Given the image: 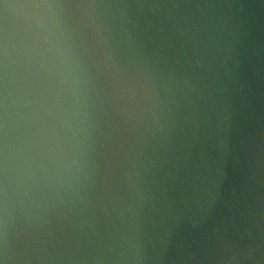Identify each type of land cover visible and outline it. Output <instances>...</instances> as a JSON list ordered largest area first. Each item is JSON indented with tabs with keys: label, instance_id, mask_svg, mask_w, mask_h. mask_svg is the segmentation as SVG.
<instances>
[{
	"label": "water",
	"instance_id": "water-1",
	"mask_svg": "<svg viewBox=\"0 0 264 264\" xmlns=\"http://www.w3.org/2000/svg\"><path fill=\"white\" fill-rule=\"evenodd\" d=\"M0 264H264V0H0Z\"/></svg>",
	"mask_w": 264,
	"mask_h": 264
}]
</instances>
